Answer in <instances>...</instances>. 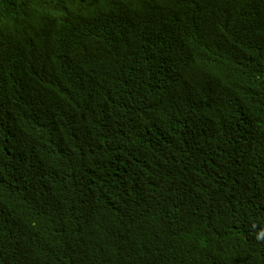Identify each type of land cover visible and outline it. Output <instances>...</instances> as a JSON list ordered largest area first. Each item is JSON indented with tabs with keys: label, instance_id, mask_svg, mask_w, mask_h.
<instances>
[{
	"label": "trees",
	"instance_id": "1",
	"mask_svg": "<svg viewBox=\"0 0 264 264\" xmlns=\"http://www.w3.org/2000/svg\"><path fill=\"white\" fill-rule=\"evenodd\" d=\"M0 72V264H264V0H0Z\"/></svg>",
	"mask_w": 264,
	"mask_h": 264
},
{
	"label": "rangeland",
	"instance_id": "2",
	"mask_svg": "<svg viewBox=\"0 0 264 264\" xmlns=\"http://www.w3.org/2000/svg\"><path fill=\"white\" fill-rule=\"evenodd\" d=\"M54 80L67 91H72L80 88V86L75 85L76 81L68 73H60L57 77H54Z\"/></svg>",
	"mask_w": 264,
	"mask_h": 264
},
{
	"label": "bare ground",
	"instance_id": "3",
	"mask_svg": "<svg viewBox=\"0 0 264 264\" xmlns=\"http://www.w3.org/2000/svg\"><path fill=\"white\" fill-rule=\"evenodd\" d=\"M0 74H2L3 75V78L4 79H10V77L9 76H7L4 72H0ZM9 88H13V89H21V88H25V89H29V90H31V91H33L34 90V88L33 87H31L29 84H22L19 88H17V87H15L14 85H10V86H8ZM34 97H36L37 99H39V100H43V98L42 97H40V96H38V95H35L34 94ZM61 108L62 109H67V108H70L71 110H73V111H75L76 109L72 106V105H70V106H61Z\"/></svg>",
	"mask_w": 264,
	"mask_h": 264
},
{
	"label": "clouds",
	"instance_id": "4",
	"mask_svg": "<svg viewBox=\"0 0 264 264\" xmlns=\"http://www.w3.org/2000/svg\"><path fill=\"white\" fill-rule=\"evenodd\" d=\"M257 239H264V232H261L258 236Z\"/></svg>",
	"mask_w": 264,
	"mask_h": 264
}]
</instances>
